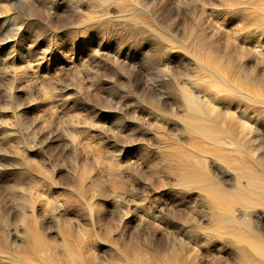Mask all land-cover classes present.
<instances>
[{
	"label": "rangeland",
	"instance_id": "obj_1",
	"mask_svg": "<svg viewBox=\"0 0 264 264\" xmlns=\"http://www.w3.org/2000/svg\"><path fill=\"white\" fill-rule=\"evenodd\" d=\"M0 264H264V0H0Z\"/></svg>",
	"mask_w": 264,
	"mask_h": 264
}]
</instances>
